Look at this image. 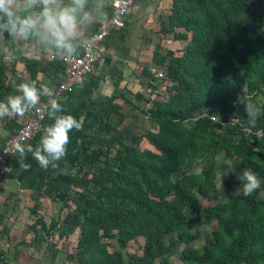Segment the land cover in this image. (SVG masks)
I'll return each mask as SVG.
<instances>
[{"label": "trees", "instance_id": "16d2710c", "mask_svg": "<svg viewBox=\"0 0 264 264\" xmlns=\"http://www.w3.org/2000/svg\"><path fill=\"white\" fill-rule=\"evenodd\" d=\"M169 9L161 31L172 32V38L183 43L160 53L152 50L150 61L161 76L148 67L142 71L150 79L168 80L162 85L165 95L122 91L115 81L105 102L93 103L94 125L80 136L72 152L75 167L62 178V205L68 188H79L71 196L74 207L48 225L39 217L30 223L36 234L39 225L49 235L61 221L77 226L80 239L69 255L76 257L72 264H122L120 255L107 251L100 240L113 229L122 247L130 238L143 237L141 252L131 253L123 264H169L164 253L176 242L197 236L185 211L205 219L213 215L216 227L198 246L180 252L179 264H264V189L260 196L259 189L245 196L220 172L227 198L200 204L196 190L206 197L217 190L214 157L195 171L181 169L187 158L228 150L264 184V0H171ZM3 38L10 42L7 32ZM25 69V82H36L38 70L55 84L60 80L56 62L29 59ZM5 78L0 66V98L9 88ZM243 92L251 94L260 109L255 126L248 124L243 105L236 102ZM115 96L149 119L152 128L137 131L125 142L118 127L123 113ZM140 100L148 104L141 106ZM209 105L234 118L227 132L218 129ZM102 110L114 117L103 118ZM174 171L178 175L171 178ZM45 187L50 192L56 186L46 178ZM6 258L0 249V261L7 264Z\"/></svg>", "mask_w": 264, "mask_h": 264}, {"label": "crops", "instance_id": "0c3cea01", "mask_svg": "<svg viewBox=\"0 0 264 264\" xmlns=\"http://www.w3.org/2000/svg\"><path fill=\"white\" fill-rule=\"evenodd\" d=\"M110 1L111 0H88L85 11H88L93 15V22L81 27L77 41L78 48L84 35L95 28L99 19L108 15ZM64 2L68 3L69 0H64ZM170 2L171 0H135L133 7L124 19L123 26L103 38V45L106 50L104 57L95 62L91 70L85 72L82 76H79L70 88L56 94L54 92L56 84L50 80L49 75L42 73L39 70L36 72L35 80L37 87L41 88L47 86L54 92L53 97L41 96L40 99H50L48 101V111L45 116L47 126L53 123V120L49 118V105L53 100L61 105L63 111L64 108H69V111L73 112L75 107L68 105L69 97L74 96V98L77 99L76 97L78 96L79 91H83L87 86L94 88L93 91L96 94V99H99V101L102 102L105 101L107 96L114 91L115 81H119V85H123L122 82L126 81L129 73L128 71L132 69V67L133 71L137 69L138 64L150 65L148 67L149 70L151 68H158L150 61L151 52L154 49V46L158 44L157 34L162 33L164 37L169 36L167 41H169V43H175L177 48L182 45V40L178 42V40L172 38V32L161 31L162 27L165 25V18H167L170 13ZM16 11L20 15L25 14L23 11V0H17ZM176 30L181 29L176 28ZM7 35L11 38L10 42H5L3 36L0 37V66L6 73L4 83L7 84L9 88L3 98H0V102H6L10 96L19 94L18 86L21 83H25V80L28 77L25 63L29 59L50 62L46 59V55L49 52L54 51L51 48L42 45L35 37H30L29 39L24 40L14 38L9 35L8 32ZM163 48L164 47L159 46L156 47L155 50L157 53H160ZM169 49H171V47ZM50 73L52 72L50 71ZM55 73L58 75V79H60L61 71H56ZM144 76L146 75L141 74L139 78L144 79ZM133 79L136 81L134 85L137 89L136 86L137 84L140 85V83L137 82V76ZM118 87L117 89L122 91L125 90L123 89V86ZM139 88L140 89H137L136 91L142 92L140 86ZM147 88L151 89L149 85ZM91 91L92 89L90 92ZM65 92L67 93L65 94ZM114 98L123 100L120 96H115L113 99ZM92 100L91 102L93 104ZM114 101L120 104L118 100ZM63 111L58 112L57 115H63ZM29 114L30 111L15 118L10 119L5 117L0 119V143H3ZM71 115L73 116V114ZM140 116L142 115H139V117ZM143 122L148 123V127L152 128L153 123L149 119L144 117ZM44 131L34 134L33 137L25 142L24 146L31 145L35 149V147L39 145L40 139L44 135ZM72 144L73 142L70 139V142L67 145L66 155L60 161L56 162L57 165L62 160H69V153L72 150ZM23 159L24 163L31 165L27 171L20 167L19 161L21 160V156L19 151H17L11 158H9L10 171L0 174V249L5 252L6 257L8 255L12 257V255H10L11 249H9V247L11 246V248H13L14 241L22 240L21 238H17V236H19L18 232L21 229V224L29 223L31 221L30 214L25 212V210L30 206V208H28L33 211L35 203L30 202V204L25 206V200L23 199L30 197L29 201L37 202V200H32V198H35L36 196L33 195V193H40L46 175H49L48 171H52L50 173L52 175L56 171L53 170L56 167L51 166H49L47 170L42 169L34 159L32 153L26 152ZM36 197L40 201L46 198L43 194ZM13 202H15V204ZM27 234L29 235L30 232H27ZM24 238L27 239V237ZM25 239L22 241H26ZM9 241H13L11 245H9Z\"/></svg>", "mask_w": 264, "mask_h": 264}, {"label": "rangeland", "instance_id": "374dc122", "mask_svg": "<svg viewBox=\"0 0 264 264\" xmlns=\"http://www.w3.org/2000/svg\"><path fill=\"white\" fill-rule=\"evenodd\" d=\"M166 20V18H165ZM158 36V46L164 47L162 50L169 49H177V46L175 43L167 41L169 39V36L164 37V35L157 34ZM162 44V45H161ZM165 44V45H164ZM167 44V45H166ZM156 47H154L155 49ZM170 50V49H169ZM150 65H143L138 64L137 69L133 71L130 69L128 72V77L125 82H122L123 85H119V81L117 82L118 86H123V89L131 90L132 92L136 91L137 89H140L144 93L145 96H154V97H162L164 96V87L162 85H165V83L168 80L161 79L159 81L155 79H150L146 74L142 73L144 67H149ZM141 74H144V79L139 78ZM137 76V82L140 83V85L137 84V89L135 88L134 83L136 82L133 78ZM120 80V78H119ZM147 80H150L149 84H156L158 83L157 87H153L146 83ZM168 83V82H167ZM166 83V84H167ZM88 85V84H87ZM150 86L151 89H148L147 86ZM119 88V87H118ZM159 88V89H158ZM244 88V86H242ZM92 91L90 92V90ZM93 87L87 86L86 88L79 91L77 99L73 97H69L68 105H71V107H75L73 112L69 111V108H64L63 115L64 114H73V117H75L78 121L82 122V129L81 130H72L69 133V138L73 142L72 144V150L69 153V160H62L55 169V173L52 175L50 174L52 171L49 172V177L52 180L53 185L56 187L52 189V191H48L44 185L43 188L40 190V193H33V195H42L46 198L42 201L38 200V198L35 196V198H32V200L36 201H29L30 197H26L25 200V206L30 204V202L35 203L33 211L30 210V206H28L25 210V212L30 214L31 221L29 223L21 224V229L18 232L17 238H21L24 240V237H27L25 239L26 241L17 240L14 241L13 248L11 246L9 249H11L10 257L9 255L6 258L7 264H72V262L76 259L74 256L73 258L69 257V255H74V249L75 245L80 239V231L77 226H72L67 223H59V225L56 227V229L52 232L51 235L46 234L44 229L42 230L39 225H37L38 232L37 235L35 231L30 226V223L36 218H41L46 225L49 224L50 219H57L63 216L65 211L67 209H70L74 207V203L71 201V196L75 194V191L79 190L78 187L76 188H68V198L66 199L65 205H62V196H63V190L62 187L64 185V180L62 178L65 177L67 172H71L74 169V165L72 163V152L76 150V146L78 145V140L80 136H82L83 133L88 131L95 122V112L93 110V103L96 102L98 104L101 103L99 99H96V94L93 91ZM67 92H65L66 94ZM105 96V95H104ZM95 97V98H94ZM98 97V96H97ZM58 98V97H57ZM113 100H118L120 102V110L123 113V118L121 122L119 123L118 127L123 131L124 134V141L125 142H131V137L133 134H137V131H141L143 129L148 128V123L143 122L144 117L138 115L137 110L131 108L128 106V104L123 101L119 100L118 98H114ZM105 102V101H104ZM139 104L141 106L147 105V102H144V100H140ZM208 111H214L216 114L215 119L218 120V129L228 131V127L232 125V122H234V118L230 117L225 111L220 110L218 107L214 106H207L206 107ZM102 117L103 118H112L114 117V113H109L104 110H102ZM143 140V139H142ZM214 157L215 162L214 164V170H215V182H216V191L212 190L210 197L203 196L200 192V190H196L195 193L198 197V200L200 204L210 203V202H217L219 200H223L227 198V195L224 193L223 183L220 178H218V173L223 172L226 178H228V181L235 187V191H243V186L245 183L243 172L245 170H249L246 168H243L238 165L235 155H232L230 151H219L214 152L212 150H209L208 152L202 154L201 157L196 159H185L181 169L182 170H197L200 163L207 159L208 157ZM52 169V168H51ZM47 174V171H46ZM178 175V171H174L170 174L171 178H174ZM67 178V177H66ZM260 180V187L258 188L259 191H257V196H260L262 193V190L264 189V184ZM46 181V179H45ZM53 187V186H52ZM21 199V198H17ZM15 204V202H13ZM13 204V205H14ZM38 214V215H37ZM186 217L192 222V231L197 234V236L189 241V242H182L178 241L175 244H173L170 247V250L168 253H164L166 256V259L168 260L169 264H179L181 262V259L179 258L180 252H187L189 247H196L200 243L204 241V238L211 233V229L216 227L215 224V217L211 215L208 218H203L200 215H196L195 213H190L185 211ZM59 230H62L61 234H58ZM27 232H30L28 235ZM112 235L111 236H101L100 240H103L106 242V250L111 253H116L120 255L121 263L125 262L129 255L131 253H140L143 243V237L141 235H137L133 238H130L127 240L125 246H120L117 243L116 235L117 230L113 229L111 230ZM37 236V237H36ZM16 238V237H15ZM13 241H9V245H11ZM164 244L168 242L167 235L164 236L163 239ZM0 264H4L3 262H0Z\"/></svg>", "mask_w": 264, "mask_h": 264}, {"label": "clouds", "instance_id": "9594fccd", "mask_svg": "<svg viewBox=\"0 0 264 264\" xmlns=\"http://www.w3.org/2000/svg\"><path fill=\"white\" fill-rule=\"evenodd\" d=\"M88 0H23L24 15L16 11L17 0H0V37L8 32L14 38L27 40L35 37L62 56H74L78 52L77 41L82 26L93 22V15L85 11ZM11 55V54H9ZM10 62V61H9ZM17 95L10 96L6 102H0V119L15 118L35 109L41 96L53 97L54 92L47 86L38 88L36 82H25L18 86ZM236 102L243 105L248 124L255 126L260 114L251 94H238ZM49 118L53 123L46 127L39 145L33 148L17 144L20 153V167L27 171L31 165L24 163L25 153H32L39 166L47 170L56 167L67 151L70 142L69 133L81 130L82 122L71 114L57 115L62 112L61 105L52 101L49 105ZM243 194L251 195L260 187L256 173L245 170Z\"/></svg>", "mask_w": 264, "mask_h": 264}, {"label": "built area", "instance_id": "2783aa9c", "mask_svg": "<svg viewBox=\"0 0 264 264\" xmlns=\"http://www.w3.org/2000/svg\"><path fill=\"white\" fill-rule=\"evenodd\" d=\"M134 3L135 0H111V13L99 19L95 28L84 35L76 55L62 56L55 51L46 55L47 60L59 63L61 67V78L54 89L56 94L70 88L79 76L91 70L93 64L104 57L106 50L103 38L123 26L124 19ZM150 71L156 76L162 75V71L158 68H151ZM49 100V98L40 100L37 107L30 111L27 118L4 141L0 148V174L10 171L9 158L18 151L17 144L24 145L34 134L46 129L45 116Z\"/></svg>", "mask_w": 264, "mask_h": 264}]
</instances>
